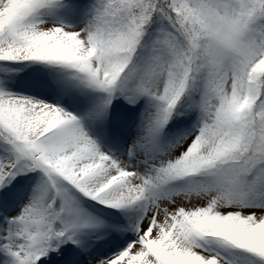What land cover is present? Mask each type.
Here are the masks:
<instances>
[{"label":"snow or ice","instance_id":"snow-or-ice-1","mask_svg":"<svg viewBox=\"0 0 264 264\" xmlns=\"http://www.w3.org/2000/svg\"><path fill=\"white\" fill-rule=\"evenodd\" d=\"M0 264H264V0H0Z\"/></svg>","mask_w":264,"mask_h":264}]
</instances>
